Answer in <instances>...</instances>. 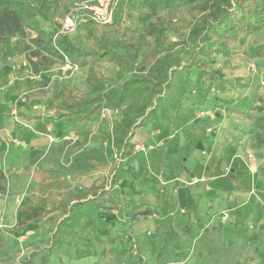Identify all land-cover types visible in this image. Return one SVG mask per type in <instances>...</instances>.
<instances>
[{"label": "rangeland", "instance_id": "rangeland-1", "mask_svg": "<svg viewBox=\"0 0 264 264\" xmlns=\"http://www.w3.org/2000/svg\"><path fill=\"white\" fill-rule=\"evenodd\" d=\"M0 1L20 16L25 12L22 34L0 41V264H264V109L247 121L215 102L264 106V54H251L264 49V29L244 38L245 54L211 58L207 67L224 77L202 99L190 66L196 43L163 53L145 71L135 66L151 27L166 30L157 36L165 49L198 33L222 0H119L110 26L78 25L62 34L64 17L81 16L80 7L94 0ZM101 45L126 64L78 68L69 55L53 51L66 47L73 56ZM124 87L115 106L112 92ZM77 100L91 102L84 112L64 110ZM164 125L172 126V138L185 129L186 144L171 157L164 143L152 148L138 140V130ZM124 143L128 149L114 169L77 179L67 192L41 197L26 173L36 167L51 178H70L82 154L113 157ZM135 144L146 155L162 149L161 167L173 164L165 179L160 167L148 165L142 179L148 190L123 182ZM168 179L172 188L198 196L192 220L170 207L155 211L152 190L170 203ZM138 196L154 214L132 217L143 208Z\"/></svg>", "mask_w": 264, "mask_h": 264}, {"label": "trees", "instance_id": "trees-1", "mask_svg": "<svg viewBox=\"0 0 264 264\" xmlns=\"http://www.w3.org/2000/svg\"><path fill=\"white\" fill-rule=\"evenodd\" d=\"M23 12L20 13V16L13 9L4 6L0 1V41L7 35L22 34L20 20ZM262 29H264V0H222L220 5L216 6L212 16L202 21L198 33H191L192 36L190 35L186 40L171 43L165 49L158 48L157 36L164 35L166 30H156L151 27L148 30V36L150 37L149 46L140 57L138 64L135 66V70L138 72L145 71L163 53L172 52L177 48H185L188 46L189 41L196 43V50L190 66L198 73L197 81L199 85L197 92L200 98L204 99L206 93L211 89V83L221 80L224 77L220 71L207 67L209 64H213V59L211 58H229L237 54H245L244 38ZM53 51L58 55L60 53L69 55L70 64L78 68L99 67L101 63L126 64L118 53L107 49L103 45L100 46L98 51L76 53L73 56H71L72 53L66 47L58 51ZM251 54L254 57L262 56L264 49H252ZM136 81H128V84L133 86ZM126 91L127 89L124 87L120 92H112L116 100L115 106L122 103ZM90 102L77 100L76 102L66 103L63 108L66 112H84ZM215 102L219 103L228 115L247 121H254L257 112L264 109V106L257 107L247 99H241L235 102L216 99ZM79 121H87V117ZM129 137L131 140L134 135L131 134ZM122 141V137H116L115 139L116 144H120ZM127 146L128 144L124 143L121 149L125 151ZM132 159L133 157L127 158L126 166ZM110 165L113 168L116 166V160L114 158H111L106 164L94 166L85 172L72 174L69 179L60 176L55 178L48 177L47 174L37 168L32 169L29 174H31L32 179L36 180L39 185L38 193L41 196H45L48 193L68 190L72 187V182L75 180L84 178L92 172L102 171ZM112 208L113 211L119 214V210L115 206ZM136 211L137 213L132 214V217L136 215L146 216L154 214V211L148 208L141 209L137 207Z\"/></svg>", "mask_w": 264, "mask_h": 264}, {"label": "crops", "instance_id": "crops-1", "mask_svg": "<svg viewBox=\"0 0 264 264\" xmlns=\"http://www.w3.org/2000/svg\"><path fill=\"white\" fill-rule=\"evenodd\" d=\"M156 119H157V117H156ZM181 119L187 120V116L182 117ZM150 123L156 124V120L155 119L151 120ZM184 130H185L184 126L183 125L180 126V128H178V133H177L178 136L175 135L174 138H172V134H171L172 126L168 127V126L164 125V127L161 130H160V128L155 127L153 131L151 130L148 133H143L140 130H138L139 131L138 137L140 138L138 140H142L147 146H151V147H152V145H160V144L164 143L163 147H164V149L167 150V152H165V155L168 157H171L174 153L177 154L178 149L183 148V146L186 144V142H185L186 139H185L184 134H183ZM135 140H136V138L134 135L132 142H131L132 145L134 143L133 141H135ZM154 152L155 151L149 153V155H146L142 152H139L135 155V157H133L132 161L127 164V166H126L127 167L126 168L127 179L123 181V182L128 183L127 186H130L134 182H138V184L140 183V187L142 188V190H148L149 187L146 185L147 183L143 182V180H142L144 175H145V169L148 167V165H151V167L153 169H156V168L158 169L160 167V172H162L164 179L169 175V173H171V170L173 169V164L170 163V164H166L165 166L161 167V164H162L161 159L163 158L161 156V154L164 153L162 151V149H160L156 153H154ZM80 158H81L80 165H79L80 169L78 170V172H85L94 166H99V165H103V164L108 163L112 157L109 156L108 153H100V154L91 153L90 155L89 154L88 155L82 154L80 156ZM37 169H40V168H37ZM107 169L112 170L114 168L112 165H110L109 167H107L106 169H104L102 171L92 172L91 174H89L86 177L81 178V179L85 180L86 178H91L93 174H101V176H103L104 172ZM31 170L32 169H30V170L28 169V171H26V173H29ZM110 172H112V171H110ZM72 174H76V173H72ZM72 174H70V175H72ZM181 174L182 173L180 172V170H178L177 175H179L181 177ZM60 177L65 178V179H69V178H66L63 176H60ZM173 177H174V179H173ZM176 177L172 176L173 181L179 180V179H176ZM74 182H72V184ZM164 182L165 183H163V184L167 186V188H168L167 190H169L170 188L173 189V191L169 190L170 191L169 193L171 196L170 197V203H167L165 201L166 198L163 197L164 195H159L157 192H155L154 193L155 195H153V190H152V205L155 206V211L162 213L165 210V207H170V210L173 209L175 213L185 212L186 214L189 215V218L192 220L191 217H193V214L195 213L196 208L198 206V196L192 195V193H190L189 191L187 193H185L184 189H182L180 186L178 188H174V187L172 188L171 183L173 184V182H171V179L165 180ZM36 183H37V181H36ZM38 188H39V185H38ZM68 190L61 191V192L48 193L47 195L59 194V193L67 192ZM160 193L162 194L163 191L160 190ZM47 195H45V196L40 195V196L46 197ZM126 199H130V198H126ZM143 199H145V198H142L141 196L136 197L135 201H137L136 202L137 206L142 205L143 209H146V208L153 209V207H151L150 205L148 207V206L142 204ZM168 201H169V199H168ZM100 214L103 215L102 213H100Z\"/></svg>", "mask_w": 264, "mask_h": 264}, {"label": "built area", "instance_id": "built-area-1", "mask_svg": "<svg viewBox=\"0 0 264 264\" xmlns=\"http://www.w3.org/2000/svg\"><path fill=\"white\" fill-rule=\"evenodd\" d=\"M118 1L119 0H94L91 5L80 7L82 15L79 17H76L73 14L66 15L62 21L59 32L62 34L73 31L78 25H91L93 27L110 26L114 20V8ZM66 67H68V65ZM126 150L124 151L120 148L117 153L113 155L112 158L116 160V166L123 160L122 157H124ZM133 150L137 153L146 151L142 144H135Z\"/></svg>", "mask_w": 264, "mask_h": 264}]
</instances>
